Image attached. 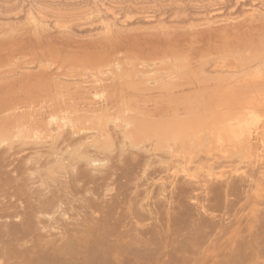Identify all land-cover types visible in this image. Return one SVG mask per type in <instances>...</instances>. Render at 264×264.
Masks as SVG:
<instances>
[{"label":"bare ground","instance_id":"bare-ground-1","mask_svg":"<svg viewBox=\"0 0 264 264\" xmlns=\"http://www.w3.org/2000/svg\"><path fill=\"white\" fill-rule=\"evenodd\" d=\"M27 1L21 16L0 22L1 31L17 23L34 34L50 23L59 28L74 19L68 11L78 4ZM99 1L81 2L99 9ZM108 20L95 29L122 27ZM57 57L27 61L25 71L17 65L19 77H30L33 67L46 78L23 85V99L13 88L20 99L13 96L0 111V264H264V210L255 207L264 208V171L251 162L263 136L251 134L254 118L241 110L202 117L149 108L145 97L123 88L151 81L141 89L179 86L175 77L192 72L179 55L162 62L163 74L156 75L160 62L137 59L117 60L103 77L81 78H66ZM230 69L213 71L223 75L213 77L215 87L238 73ZM247 164L259 172L247 174ZM241 204L248 213L233 212Z\"/></svg>","mask_w":264,"mask_h":264},{"label":"rangeland","instance_id":"rangeland-1","mask_svg":"<svg viewBox=\"0 0 264 264\" xmlns=\"http://www.w3.org/2000/svg\"><path fill=\"white\" fill-rule=\"evenodd\" d=\"M6 1H0V16H2L0 22L6 20L8 16V19H12L13 15L14 19L21 16L20 13L23 12L21 9H25L24 6L28 2L27 0L26 2H23L25 0ZM73 1L79 5L73 7L74 10L72 8L68 11L74 19L64 22L68 24L71 22L70 26L68 25L70 29L64 23L63 26L61 25L58 28V25L48 22L50 23L48 28L34 34L28 31L29 25L11 24L5 31H1L4 26L0 25V111L2 106L7 104L13 96L16 95L15 97H18L19 100L18 95H23V93V96L27 95L28 89L23 90V85H25L24 88L33 87L37 79L46 78L47 75L44 70L33 69V71L32 67L30 68V77L25 75L19 77L21 71L19 72L17 67L20 65V70L23 68V71H25V67L33 66V61L35 63L41 61L42 64H45L46 59L53 53L58 54L57 60L61 61V68L58 70L66 71V78H76L77 76V78H81L80 76L84 77L91 73L103 77V75H99L100 72L105 71V69L111 71L110 68L117 60L136 61L137 59H144L147 64L160 62V65L156 64L155 67H159L158 70L162 71L159 70L156 75L158 73L163 74L166 71L163 68L164 61H168L171 56L179 55L185 57V61H187L192 71L186 73V75L182 72V74L175 77L179 86H175L169 91L165 88L141 89L151 86L153 82L151 78L148 80V83L151 81V84L136 83L132 87L124 85L123 88L130 89L141 95L140 97H145L143 101L149 108L154 105L163 108L164 111L170 108L171 113L205 117L227 115L241 110L240 112L247 115L248 118V115H251L252 118L251 116L250 118L257 121V123L254 120L251 121V123H254V125L252 123L253 127L249 124L252 127H249V129H252L251 134L254 136L256 132L259 134L257 136H263V139L261 137L262 142L261 140L256 142L255 147L257 149L255 151L254 148L255 154L252 155L254 157L251 156L254 160H249H252L251 162L259 167V171L260 169L264 171V126L260 127L261 124L264 125V42L260 43L258 40L261 35H264V12H262L263 15L257 14L264 11V0H118L120 3L115 4L116 7L110 8L114 10L108 9L106 11L102 10L103 6H100V2H107L108 0L97 2L99 9L95 5L93 7L92 3L81 2L82 0L79 2L78 0ZM22 3H25V5ZM251 7L254 10H250ZM5 9L11 10L5 13ZM75 10L76 12H74ZM78 12L81 14H78ZM77 16L81 17H79L80 21H78ZM111 16L113 17L111 18ZM104 17L107 18L103 19ZM249 17H254L256 20ZM49 20L51 18H48ZM73 20L74 22H72ZM107 20L109 23L116 21L122 27H112L114 30L105 34L103 30L95 29ZM70 30L72 31L70 32ZM30 61L32 64L29 66L27 63H30ZM162 62L164 63L162 64ZM232 62L235 63L233 67H231ZM226 64H229V66L227 67ZM150 65L152 66V64ZM245 65L246 67H243ZM44 68L48 71L47 66ZM221 68H229L230 71L234 72L238 71V73L232 74L233 76L231 75L230 79L224 78L225 81L220 82L223 85L226 81V83L232 84L228 86L226 84V88L218 84L215 87V82L219 81L217 77L221 78L220 76L223 75L218 74V71L216 73H213V71L215 72V69L221 70ZM246 68L247 72H243ZM203 69L204 71H202ZM16 70L17 72H15ZM13 73L16 77L10 78ZM213 77L217 78L216 81ZM167 79L174 80L173 77ZM27 80L28 83H26ZM26 84L29 86L27 87ZM16 86L18 89L21 88L23 92H20V94L12 93L13 88H16L17 92L19 91ZM166 92H169V99L161 97V94ZM22 95L20 96L21 99H23ZM15 97L14 99L17 101ZM255 125L260 126H256L254 129ZM256 129L259 131L257 132ZM216 149H212V152L213 150L217 151ZM12 150L14 151L15 147ZM215 151L214 153H216ZM8 154L9 152L6 155ZM256 154L260 159L258 164H256L258 160H255L257 159ZM6 155H4V158ZM14 156L18 158V154ZM13 158L7 159L9 161L12 159L13 164H15L14 162H17V159L14 160ZM260 164L262 166H258ZM247 165L245 167L246 172L247 170H251L250 173L253 171L254 174L259 172L257 167L251 168L255 167L253 164ZM217 169L221 170V167ZM217 169L215 171H218ZM205 171L202 170L201 172ZM259 196L256 197L258 200L261 198ZM261 199L259 201H264V194ZM260 205L261 203L255 206L261 208L256 213L264 210ZM241 207H243V204L236 205L233 212L239 209L242 210ZM248 209L239 210V213H248Z\"/></svg>","mask_w":264,"mask_h":264}]
</instances>
